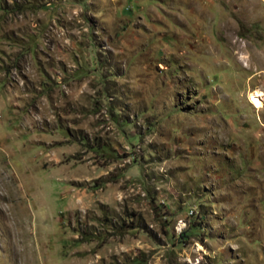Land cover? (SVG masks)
Returning <instances> with one entry per match:
<instances>
[{"label": "rangeland", "instance_id": "1", "mask_svg": "<svg viewBox=\"0 0 264 264\" xmlns=\"http://www.w3.org/2000/svg\"><path fill=\"white\" fill-rule=\"evenodd\" d=\"M0 264H264V0H0Z\"/></svg>", "mask_w": 264, "mask_h": 264}, {"label": "bare ground", "instance_id": "2", "mask_svg": "<svg viewBox=\"0 0 264 264\" xmlns=\"http://www.w3.org/2000/svg\"><path fill=\"white\" fill-rule=\"evenodd\" d=\"M252 102L257 105V107H262L263 106V99H261L260 96L255 95L251 97Z\"/></svg>", "mask_w": 264, "mask_h": 264}, {"label": "trees", "instance_id": "3", "mask_svg": "<svg viewBox=\"0 0 264 264\" xmlns=\"http://www.w3.org/2000/svg\"><path fill=\"white\" fill-rule=\"evenodd\" d=\"M197 229H192L190 230L189 232H186V231H183L181 234L178 235V242H180V238H183V237H188L189 234H194V232L196 231Z\"/></svg>", "mask_w": 264, "mask_h": 264}]
</instances>
